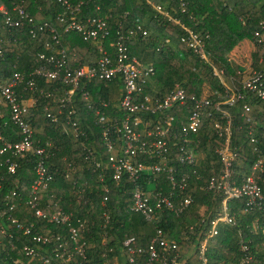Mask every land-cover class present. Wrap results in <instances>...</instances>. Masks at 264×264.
<instances>
[{"label":"trees","instance_id":"16d2710c","mask_svg":"<svg viewBox=\"0 0 264 264\" xmlns=\"http://www.w3.org/2000/svg\"><path fill=\"white\" fill-rule=\"evenodd\" d=\"M68 2L69 7L57 0H0V5H4L13 17H16V10L13 8H23L36 20H47L55 24L58 32H61L62 25L60 26L56 17L65 12L64 16L67 18L69 11H73L78 20L87 16L107 17L110 34L104 40L103 47L110 52H113L110 42L115 40L117 29L126 34L139 23L147 33L142 35L137 31L125 42L130 55L135 56L139 63H151L155 67V75L146 84L145 93L164 95L176 83L185 89L186 104L170 110L177 116L176 126L183 121L181 115L189 112L187 108L192 105L191 97L207 98L210 104L201 110L199 141L194 145L195 150L202 153L201 165L196 173L190 176L185 191L192 199L191 204L178 214L161 206L156 209L158 213L155 217L151 221H146L139 212L131 211L128 207L129 192L134 182L126 175L117 180L113 179L112 169L106 163L108 152L103 131L107 126L120 124L125 114L118 107L120 79L94 80L88 84L92 108H88L85 101L80 99L79 90L75 93L73 104L67 103L68 108L73 106L75 109V113L70 115L71 120H76L78 127L84 131L85 135L80 136L77 135L76 129L74 131L73 127L66 123L64 115L67 107L62 108L57 101L58 98H64L67 86L58 80H49L39 75L29 76L35 81V90L34 92L27 88L23 90V81L15 87L17 100L27 103L26 98L30 97L32 104L28 107V120L31 121L33 128H43L41 134L35 133V138L40 139L42 145L45 142L50 143L45 166L52 173V179L46 191L40 194L39 205L47 213H52L55 209L53 204L57 203L65 212L73 214L71 223L75 226L77 218L86 219L81 235L86 244L88 264H105L101 254L103 252L107 256L116 254L121 242L128 236H133L136 244L146 251L150 239L158 229L165 239L176 242L178 251L186 258L187 263H193L198 260L196 254L192 256L187 254L191 250L195 251L201 240L204 228L199 222L200 219L208 220L220 213L222 194L206 187L207 178L219 171L220 161L215 149L223 143V138L214 129L213 121L225 122L223 112L230 118L231 144L239 146V161L234 163V176L237 180L251 168L259 155L263 157L264 163V129L261 126L264 123V100L242 86L243 79L252 71H260L264 65V40L259 41L255 36V32L264 34V0H68ZM77 4L79 11L73 10ZM155 5H159L162 12L156 10ZM185 28L192 30L199 37L205 52L204 58L187 42L181 41V37L188 35ZM51 35L48 30H44L31 36L26 25L6 26L0 13V82H5L15 72L29 75L40 64L37 54L45 51L46 42L51 43ZM243 39L251 40L254 45L250 54L251 70L245 78L231 66L228 59L230 51ZM62 44L67 47L69 53L74 52L86 65L93 63L99 55V44L92 40H83L76 32L64 33ZM221 76L230 79L236 93H242V97L231 105L221 103L218 110L214 104L221 102L227 94V86L224 85ZM262 80L264 86V77ZM204 83L210 88L211 93L208 96L201 95ZM44 92L51 93L52 96H45ZM53 97L56 102L52 101ZM102 102H106L105 107L102 106ZM45 106L55 114L61 108V113L57 114V121H52L46 116ZM99 107L110 119L109 122L98 121L95 110ZM136 114L143 118L155 116L149 112ZM249 125L258 138L257 144L251 143L248 139ZM17 131V126L11 122L5 110L0 116V134L6 140L15 141L18 137ZM109 136L112 139L116 138L114 132H110ZM120 143L118 140V144ZM255 145L260 149V154L253 149ZM15 158L18 163L12 173L7 171L6 166L0 167V264H26L28 256L23 250L26 244L49 254L52 253L53 246H58L54 242L55 238L41 243L33 240V235L44 234L51 237V234H59L67 237L66 227L37 217L23 199L16 208L9 209V204L13 200L5 198L7 193L13 189L27 195L29 185L35 177L34 158L31 154L24 158ZM139 160L147 163L150 159L141 155ZM99 161L100 164L97 166L96 162ZM145 176L141 177L139 185L145 191H149L147 177L151 178V175ZM257 181L264 193V172ZM244 207V199L229 201V212L233 215L235 223L234 225L220 223L218 233L207 240L206 264H241L243 257L241 241L245 242L252 254L250 264H264V236L254 230L256 224H261L264 212L249 207L244 210ZM11 218H15L16 223L9 225ZM26 229L29 232H24ZM146 255L147 252L137 255L138 264H144ZM31 263L39 264L37 259Z\"/></svg>","mask_w":264,"mask_h":264},{"label":"built area","instance_id":"2783aa9c","mask_svg":"<svg viewBox=\"0 0 264 264\" xmlns=\"http://www.w3.org/2000/svg\"><path fill=\"white\" fill-rule=\"evenodd\" d=\"M57 1L66 7L70 5L68 0ZM79 4L74 6L73 10L79 11ZM154 8L162 12L159 5H155ZM13 10H16V17H13L4 5H0L4 25L10 27L26 25L31 36L48 30L52 34V41L51 43L50 41L46 42L45 51L37 54V60L40 64L29 75L15 72L8 80L0 82V103L4 106L11 122L18 129V137L15 141L6 140L0 134V167L6 166L7 171L12 173L18 163L15 157L24 158L27 154H31L34 158L33 170L35 173L27 195L11 189L5 198L13 200L9 204V209L16 208L23 199L26 205L34 210L37 217L67 228V237L59 236V234H51V237L44 234L33 235L32 239L41 243L49 242L55 238L54 242L58 246H53L52 253L49 254L40 252L27 244L24 245V253L28 256L26 264H32L31 261L36 259L39 264H88L89 257L85 251L86 244L81 235L87 222L86 219L77 218V225L75 226L71 223L73 214L65 212L57 203L54 202L55 209L52 213H47L39 205L40 194L46 191L48 183L52 179V173L45 166L50 143L45 142L42 145L40 139L35 138L34 128L31 121L28 120V107L30 105L17 100L15 87L24 81L22 89L27 88L34 92L35 81L29 77L31 75L58 80L67 86L64 98L57 99L62 108H66L67 103L73 104L77 90L80 91L78 94L80 99L85 101L88 108H92L91 93L87 89L88 84L94 80L120 79L121 93L118 107L125 114H123L124 117L120 124L107 126L103 131L108 152L106 163L112 169L113 179L117 180L122 175H126L134 182L129 192L128 207L131 211L139 212L146 221H151L158 213L156 209L161 208V206L174 214H178L191 204L192 199L185 191L190 176L195 174L201 165L202 153L196 151L194 145L199 141L198 134L202 122L201 110L210 104V100L191 97L192 105L187 108L189 112L180 114L183 121L176 126L177 116L172 114L170 110L175 106L186 104L185 89L176 83L164 95L145 93L146 84L155 75V67L151 63H139L135 56L130 55L125 42L137 31H140L142 35L147 33L139 23L135 25L134 29H129L126 34L121 29H117L115 40L110 42V46L113 48V52H110L103 47L104 40L110 34L107 17L87 16L78 20L73 11H69L70 14L67 18L64 16L65 12L56 17L60 26L62 25L61 32H58L55 24L50 21L36 20L23 8H13ZM185 29L188 35L181 37V41L187 42L204 58L205 52L199 37L192 30ZM69 32L78 33L83 40L99 43V55L93 63L82 64L73 52H68L67 47L62 44V35ZM255 36L259 41L264 40V34L255 32ZM263 77L264 65L260 71H252L242 81L243 88L255 92L262 100H264ZM44 95L52 96L51 93L45 92ZM241 97L242 93H236L234 86H228L225 98L221 102H216L214 106L219 110L221 103L231 105ZM52 101L56 102V99L53 97ZM102 106L105 107L106 102H102ZM244 108L248 110L246 105ZM66 109L64 115L66 123L70 124L74 131L77 130V135L84 136V131L78 127L77 121L71 120L70 115L75 113L74 107L70 106ZM44 110L47 112L46 116L50 117L52 121H57V114L61 113V108L56 114L52 113L48 106H45ZM145 112L153 113L155 116L143 118L136 114ZM103 113L104 111L100 107L95 110L98 121L109 122L110 119ZM223 113L226 118L225 122L213 121L215 131L223 138L222 145L215 149L220 161V168L217 174L210 175L206 181L207 189L222 194L219 204L220 213L208 220L201 218L199 221L204 228L201 240H199L195 251L191 250L188 254L186 253L187 256H192L195 253L198 260L187 263L186 258L178 251L176 242L165 239L161 230L158 229L150 239L146 251L136 244V239L133 236H128L121 242L116 254L114 253L112 256H107L105 252L101 254L105 264H138L137 255L143 252H147L144 264H206L207 240L218 233L220 223L230 225L235 223L233 215L229 212L231 199H244V210L249 207L264 212V193L257 181L260 174L264 172L263 157L259 155L242 178L236 179L234 163L239 161V146L231 144L230 118L226 112ZM261 126L264 129V123ZM110 132L115 133V139L109 136ZM247 136L251 143H258V138L251 125L248 126ZM118 140L121 141L120 144H118ZM253 149L260 154V149L256 145ZM141 155L148 156L150 160L147 163L139 160ZM99 164L100 161L96 162L97 166ZM145 174L151 175V178L147 177L148 184H153L149 191H145L139 185V180ZM100 180H102L101 176ZM103 199L105 200L106 197L104 196ZM15 223L16 219L11 218L9 225ZM254 228L255 232L259 231L264 236V218L261 224H256ZM24 232H29V230L26 229ZM240 249L243 252L241 264H250L252 254L245 242H240Z\"/></svg>","mask_w":264,"mask_h":264},{"label":"crops","instance_id":"0c3cea01","mask_svg":"<svg viewBox=\"0 0 264 264\" xmlns=\"http://www.w3.org/2000/svg\"><path fill=\"white\" fill-rule=\"evenodd\" d=\"M253 49H254L253 42L251 40H248V39H243L228 54V59L230 61L231 66L234 69H236V71L241 72L242 75H243V78H245L249 74V72L251 70L250 63L247 62L245 64V66H243L244 68H242L239 65H234V63H239L237 61L244 60V58L246 57L247 54H248V56H249V58L251 60L250 54L253 51ZM86 55L88 57H91V55H89V54H86ZM76 57L79 58L78 56H76ZM235 57H238V60H236ZM78 60H79L80 63L84 64L83 60H80V58ZM233 60H236V62H234ZM232 61H233V63H232ZM223 83L227 87L230 86V85L232 86L231 80L228 79V78H226ZM26 102L31 106L32 103H31L30 97L26 98ZM4 112H5V108H4V106H2V104H0V115H2Z\"/></svg>","mask_w":264,"mask_h":264},{"label":"rangeland","instance_id":"374dc122","mask_svg":"<svg viewBox=\"0 0 264 264\" xmlns=\"http://www.w3.org/2000/svg\"><path fill=\"white\" fill-rule=\"evenodd\" d=\"M96 44H99V43H96ZM236 58V60H238V57H235ZM236 60H233L234 62H236ZM233 61H232V63H233ZM250 58H249V56H248V54L246 55V57L244 58V60H240V61H237V62H239V63H234V65H239V66H241L242 68H244L243 66H245V64L247 63V62H249L250 63ZM216 72H217V74H219V72H218V70H216ZM223 76H221V78H222ZM222 81L224 82L225 81V78L223 77L222 78ZM202 88H203V90H202V96H208V95H210V88H209V86L207 85V84H203V86H202ZM0 104H2V103H0ZM3 106V105H2ZM1 116V115H0ZM68 129V128H67ZM42 130H43V128H39V129H35L34 128V132L35 133H39V134H41L42 133ZM148 189H151L152 187H153V184H148Z\"/></svg>","mask_w":264,"mask_h":264}]
</instances>
